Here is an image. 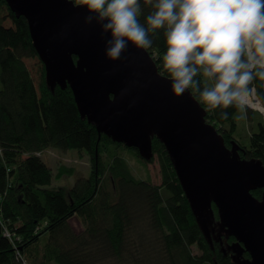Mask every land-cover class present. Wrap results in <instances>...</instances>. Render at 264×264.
Masks as SVG:
<instances>
[{"label": "trees", "instance_id": "1", "mask_svg": "<svg viewBox=\"0 0 264 264\" xmlns=\"http://www.w3.org/2000/svg\"><path fill=\"white\" fill-rule=\"evenodd\" d=\"M140 4L144 23L154 9L145 0ZM149 38L146 50L170 78L162 61L164 31ZM252 86L264 97V81ZM199 103L231 147L239 111L223 110L228 118L221 119V109ZM245 116L252 131L247 147L236 141L244 149L240 156L264 164V121L250 108ZM120 147L144 159L137 149L100 135L81 116L70 87L48 85L27 20L0 0V264H237L225 245L234 238L204 235L158 138H152L153 157L144 160L157 156L160 185L138 179ZM48 149L86 152L90 175L71 187H53L52 169L41 158ZM72 172L62 168L56 178ZM252 193L261 199L260 189Z\"/></svg>", "mask_w": 264, "mask_h": 264}, {"label": "water", "instance_id": "2", "mask_svg": "<svg viewBox=\"0 0 264 264\" xmlns=\"http://www.w3.org/2000/svg\"><path fill=\"white\" fill-rule=\"evenodd\" d=\"M29 26L51 88L70 87L83 118L99 134L153 157L164 145L193 215L209 238L215 205L237 264H264V164L231 147L190 90L175 96L146 49L129 44L118 60L105 54L109 34L72 0H5ZM76 57V59H75ZM262 190L259 200L253 191ZM249 258H242L244 253ZM237 259V261H236Z\"/></svg>", "mask_w": 264, "mask_h": 264}, {"label": "clouds", "instance_id": "3", "mask_svg": "<svg viewBox=\"0 0 264 264\" xmlns=\"http://www.w3.org/2000/svg\"><path fill=\"white\" fill-rule=\"evenodd\" d=\"M109 34L105 54L118 60L131 44L152 47L149 33L164 31L163 67L175 96L191 90L209 110L251 108L264 114V97L253 82L264 81V0H145L152 11L140 21V0H78ZM199 77V79H198Z\"/></svg>", "mask_w": 264, "mask_h": 264}, {"label": "rangeland", "instance_id": "4", "mask_svg": "<svg viewBox=\"0 0 264 264\" xmlns=\"http://www.w3.org/2000/svg\"><path fill=\"white\" fill-rule=\"evenodd\" d=\"M252 111H255L256 113L259 112L253 109ZM259 113L261 114L260 118L264 121V114H262L261 112ZM240 116L241 113H238L236 115L237 131L234 135L233 140L239 141L241 145L245 144V146L247 147V145L249 144V137L252 131L251 125L249 124L246 116L244 119H241ZM256 118L258 119L257 116ZM118 153L124 156V158L128 161L132 173L138 179L148 180L152 182V184L154 185L161 184L162 177L160 172V165L156 155L154 156V160L152 162H147L144 159H140L134 156L133 153L123 149L122 147L118 148ZM41 158L52 169L53 187H71L79 177H87L91 173V169H92L91 159L84 151L78 152L77 150L61 151L59 149H48L41 155ZM62 168L73 169V172L71 174H64L63 176L56 178V175ZM71 221L77 231L82 230L81 224L79 223V220L77 218H73ZM209 231L211 233L210 237L208 238L209 240L213 236L214 237H219L220 235L227 236L224 232V229L221 227L220 220L217 215V211L216 212L214 211V218L209 223ZM234 241L235 240H233L230 243V245ZM222 249L226 250V248L224 247H222ZM227 250L228 252L231 251L230 253H232L233 256L235 255L234 251L231 248ZM194 253H198V251L195 248H194ZM242 258H247V257H242Z\"/></svg>", "mask_w": 264, "mask_h": 264}, {"label": "flooded vegetation", "instance_id": "5", "mask_svg": "<svg viewBox=\"0 0 264 264\" xmlns=\"http://www.w3.org/2000/svg\"><path fill=\"white\" fill-rule=\"evenodd\" d=\"M231 142H232V141H231ZM260 191H261V197H262V190L260 189ZM259 200H260V199H259ZM232 241H233V240H232ZM225 245L227 246V249H228L230 244L225 243ZM230 252H231V251H229V253H230ZM230 256H233L232 253H230ZM242 257H247V258H248V257H249V254L245 252V253L243 254ZM232 258H233V257H232ZM233 259H234V258H233ZM236 261H237V259H236Z\"/></svg>", "mask_w": 264, "mask_h": 264}, {"label": "bare ground", "instance_id": "6", "mask_svg": "<svg viewBox=\"0 0 264 264\" xmlns=\"http://www.w3.org/2000/svg\"><path fill=\"white\" fill-rule=\"evenodd\" d=\"M258 130V129H257ZM245 145V144H244ZM128 148V147H127Z\"/></svg>", "mask_w": 264, "mask_h": 264}]
</instances>
